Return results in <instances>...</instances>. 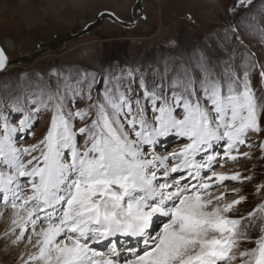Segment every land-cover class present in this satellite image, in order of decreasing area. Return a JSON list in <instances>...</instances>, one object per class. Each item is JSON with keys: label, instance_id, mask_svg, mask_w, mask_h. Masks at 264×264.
Masks as SVG:
<instances>
[{"label": "snow or ice", "instance_id": "obj_1", "mask_svg": "<svg viewBox=\"0 0 264 264\" xmlns=\"http://www.w3.org/2000/svg\"><path fill=\"white\" fill-rule=\"evenodd\" d=\"M252 55L201 58L166 82L121 69L98 84L88 73L5 100L0 219L4 238L25 245L22 264H264V182L245 214L235 184L252 177L218 170L264 154ZM8 66L0 48V71ZM44 113L46 132L23 146Z\"/></svg>", "mask_w": 264, "mask_h": 264}, {"label": "rangeland", "instance_id": "obj_2", "mask_svg": "<svg viewBox=\"0 0 264 264\" xmlns=\"http://www.w3.org/2000/svg\"><path fill=\"white\" fill-rule=\"evenodd\" d=\"M236 4L237 0H144L146 19L136 28L107 25L61 51L46 53L32 63L15 65L0 73V109L5 100L14 103L17 95L23 100L24 95L41 87L81 79L88 73L95 75L98 84L102 77L121 69H134L146 79L163 78L166 82L175 70L195 65L201 58L221 65L229 58L243 63L249 53L258 62L252 82L259 94L264 90L259 76V64L264 63V0H252L247 7L230 11ZM133 6L134 0H0V43L14 42V51L8 56L15 60L28 47L49 42L57 31L80 30L101 9H111L129 20ZM49 119L50 113L39 116L34 135L22 137L23 146L42 138ZM165 147L171 151L177 146L169 143ZM218 170L252 177L251 181L235 184L243 189L241 195L249 197L238 206L242 212L246 214L252 205L261 202V197L254 195L255 186L264 182V154L258 149H252L250 158L229 161ZM8 220L0 219V264H22L24 243L13 245L4 238Z\"/></svg>", "mask_w": 264, "mask_h": 264}, {"label": "water", "instance_id": "obj_3", "mask_svg": "<svg viewBox=\"0 0 264 264\" xmlns=\"http://www.w3.org/2000/svg\"><path fill=\"white\" fill-rule=\"evenodd\" d=\"M143 6L144 0H134V6L131 8V16L129 20H123L111 9H101L96 14L95 18L85 23L80 30L74 33L66 30H60L53 34L49 42L41 41L36 43L35 46L37 48V51L29 57L22 55L18 59L12 60L8 56V53L14 51V42L12 40H9V42L0 43V48L5 49L6 55L8 56L9 60V66L6 67L3 71H0V73L5 72L15 65H27L29 63H32L46 53L61 51L71 42L91 35L95 30L101 28L104 23L118 25L125 29L136 28L138 24H140L142 21H145L146 19ZM9 45L10 47H8Z\"/></svg>", "mask_w": 264, "mask_h": 264}, {"label": "bare ground", "instance_id": "obj_4", "mask_svg": "<svg viewBox=\"0 0 264 264\" xmlns=\"http://www.w3.org/2000/svg\"><path fill=\"white\" fill-rule=\"evenodd\" d=\"M107 25H111V24H109V23H104L103 25H102V27H104V26H107ZM36 44H34V45H32L31 47H28L27 49H26V52L24 51L23 52V56H31L32 54H34L36 51H37V48H36V46H35ZM8 47H10V45L8 46Z\"/></svg>", "mask_w": 264, "mask_h": 264}]
</instances>
